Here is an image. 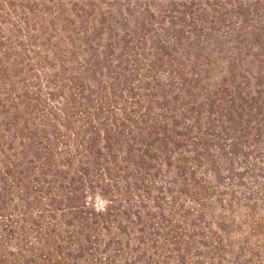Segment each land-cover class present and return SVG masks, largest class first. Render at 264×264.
Wrapping results in <instances>:
<instances>
[{"label":"trees","instance_id":"1","mask_svg":"<svg viewBox=\"0 0 264 264\" xmlns=\"http://www.w3.org/2000/svg\"><path fill=\"white\" fill-rule=\"evenodd\" d=\"M0 264H264V0H0Z\"/></svg>","mask_w":264,"mask_h":264}]
</instances>
